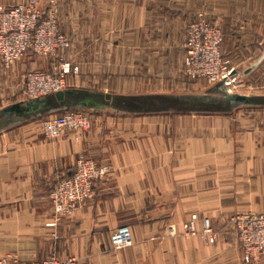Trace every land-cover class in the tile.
<instances>
[{
  "label": "crops",
  "instance_id": "0c3cea01",
  "mask_svg": "<svg viewBox=\"0 0 264 264\" xmlns=\"http://www.w3.org/2000/svg\"><path fill=\"white\" fill-rule=\"evenodd\" d=\"M20 1L0 0V4ZM214 4L229 40L226 54L244 60L245 73H252L264 38V0H215ZM26 63L18 60L7 70L0 64V110L27 101L15 97L29 69ZM39 117L0 131V256L15 253L22 259L41 260L54 254L73 256L76 264H242L230 231L219 233L210 244L201 236H171L164 229L167 214L181 231L186 214L218 208L219 198L208 206V196L221 195V189L211 191L208 177H193L202 175L194 174L195 164L216 159L222 151L217 136L162 137L154 117L111 116L96 118L87 132H66L51 140L30 123ZM194 119L185 116L177 121L195 126ZM81 154L110 171L96 184L93 199L72 216L54 222L51 190L59 179L71 175ZM192 196H197L198 204L192 203ZM122 225L130 226L133 245L115 251L111 234ZM212 225L219 222L214 219Z\"/></svg>",
  "mask_w": 264,
  "mask_h": 264
},
{
  "label": "rangeland",
  "instance_id": "374dc122",
  "mask_svg": "<svg viewBox=\"0 0 264 264\" xmlns=\"http://www.w3.org/2000/svg\"><path fill=\"white\" fill-rule=\"evenodd\" d=\"M205 1L21 0L11 6L0 4V7L4 9L28 6L31 12L39 14L40 17L35 30H38V27L41 29V26L43 27L41 30H58L69 44L68 48L59 50L51 56L40 55L30 50L19 58L18 60L27 62L29 69L26 71L24 84L17 88L15 97L27 101L32 100L25 95L28 73H59L66 68V64L70 66V73L65 77L66 89L110 93L116 96L169 95L204 98L210 101L222 99L225 92L264 97V43H262L264 38L259 43L258 57L256 56L254 60L256 65L252 73H245L246 62L243 65L244 60L232 59L226 54L225 47L229 40H226L221 22L216 18L215 0H208V3ZM215 27L221 31L223 37L220 44L221 60L227 62L229 68L233 67L239 72V84L232 93L228 92L222 83L213 84L205 78L193 77L187 71L186 45L191 38L192 30L204 31L205 28L209 30ZM0 64L3 70L13 65L6 68L2 63ZM71 110L84 112L92 122L87 130L71 131L76 134L91 130L98 117L144 116L154 117L160 122L159 129L162 137H168L174 133V136L178 138L181 133H184L185 136L191 138L215 135L216 138L221 139L219 141L223 142L222 151L217 154V158L195 164L194 174L201 173L202 175L193 176L197 179L208 177V183H212L209 184L211 186L209 189L214 187L211 191L221 189V195L208 196V206L209 204L214 206L219 198L218 208L210 211L193 210L186 214L187 216L181 223V231H178L176 224L171 222L170 215L167 214L164 216V229L171 236H201L210 244L217 240L219 233L224 234L230 231L235 237L242 264H263L264 252L250 251L251 240L248 238H251V233L256 232L252 226L253 218H264V105L239 106L230 113H188L185 115L174 112L157 115L125 113L109 107L100 111ZM71 110L56 111L48 116L34 119L30 123L40 127L44 135L42 124L45 120ZM185 116L190 120L195 118V122L198 123L195 126L189 123L181 126L182 124H179L177 120ZM200 120L205 121L200 123ZM174 128L175 131H173ZM81 156L91 159L84 154L79 155L74 162L73 171ZM249 156H257L259 159L253 162L247 159ZM98 166L106 169L107 173L103 178L96 180L94 191L96 184L104 181L110 171L108 166L100 164ZM200 169L202 171L198 172L197 170ZM63 178L55 183L51 193ZM95 195L96 193L90 199H93ZM192 198V203H199L197 196H192ZM51 205L54 222L72 216L80 206L78 205L70 215L62 216L57 220L52 199ZM210 214H215V216ZM205 219L211 223L214 242H210L208 236L204 234L203 221ZM214 219L217 223L219 222V226L212 225ZM54 222L51 225L55 224ZM189 223L195 227L194 234H187L185 231V225ZM123 226L130 230L129 225L121 227ZM260 237L261 233H257L258 241ZM112 248L120 251L113 245ZM251 255L253 257H250ZM71 257L74 258L73 256L60 258L51 254L41 260H26L15 253H8L0 256V263L35 264L52 258L57 261H67Z\"/></svg>",
  "mask_w": 264,
  "mask_h": 264
},
{
  "label": "built area",
  "instance_id": "2783aa9c",
  "mask_svg": "<svg viewBox=\"0 0 264 264\" xmlns=\"http://www.w3.org/2000/svg\"><path fill=\"white\" fill-rule=\"evenodd\" d=\"M39 14L30 11L28 6H18L12 9L0 7V61L9 68L16 60L23 57L28 51L40 55H54L59 50L68 48L67 40L58 30H41L35 28L39 24ZM223 37L219 29L192 30L188 41L186 66L193 77H202L211 83H222L232 93L239 84V72L229 68L227 62L220 57V44ZM70 66L66 64L61 72L56 73H28L26 77L25 95L34 99L66 89L65 77L70 73ZM76 71V70H75ZM90 117L84 112L68 111L63 115L52 116L42 124L43 133L47 138H59L65 132L87 130L91 126ZM106 169L84 156L77 160L74 171L70 176L59 181L51 193L55 218L70 215L75 208L85 200L93 197L95 182L106 175ZM252 226L256 232L251 233L250 251L264 252V218H253ZM192 223L185 225L187 234H194ZM204 234L210 242H214L211 232V223L203 221ZM261 233L260 240L256 234ZM115 249L122 250L131 246L133 242L131 231L123 226L111 236ZM250 257H253L251 255ZM75 258L67 261H57L52 258L35 264H76ZM2 264V263H0ZM10 264V263H8Z\"/></svg>",
  "mask_w": 264,
  "mask_h": 264
},
{
  "label": "water",
  "instance_id": "95a60500",
  "mask_svg": "<svg viewBox=\"0 0 264 264\" xmlns=\"http://www.w3.org/2000/svg\"><path fill=\"white\" fill-rule=\"evenodd\" d=\"M264 105V97L227 94L222 99L169 95L116 96L81 89H64L53 94L17 102L0 110V131L10 124L60 110L114 108L127 113H230L239 106Z\"/></svg>",
  "mask_w": 264,
  "mask_h": 264
}]
</instances>
